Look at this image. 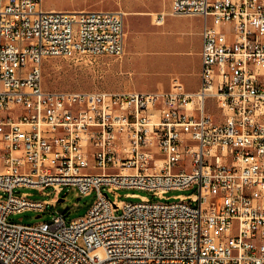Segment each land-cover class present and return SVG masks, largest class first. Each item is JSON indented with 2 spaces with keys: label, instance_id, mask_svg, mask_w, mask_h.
Wrapping results in <instances>:
<instances>
[{
  "label": "built area",
  "instance_id": "1",
  "mask_svg": "<svg viewBox=\"0 0 264 264\" xmlns=\"http://www.w3.org/2000/svg\"><path fill=\"white\" fill-rule=\"evenodd\" d=\"M170 12L204 18L198 90H47V57L123 56L125 12L0 0V264H264V0H171ZM70 185L96 191L84 216L8 219L57 203L15 188ZM191 187L169 202L117 192Z\"/></svg>",
  "mask_w": 264,
  "mask_h": 264
},
{
  "label": "rangeland",
  "instance_id": "2",
  "mask_svg": "<svg viewBox=\"0 0 264 264\" xmlns=\"http://www.w3.org/2000/svg\"><path fill=\"white\" fill-rule=\"evenodd\" d=\"M170 0H43V7L50 9L55 7L57 9H119L124 12L133 10L141 14L126 15L125 13V30L130 31L129 35L125 37L127 45L133 44V38L136 36V31L142 28L148 29L150 20L154 15L149 14L152 10H161L168 6ZM145 11V12H141ZM149 12V13H148ZM169 21L173 18L167 17ZM155 23V21H154ZM143 25V26H141ZM107 55H100L97 57H87L80 60L67 57H47L42 62L43 72V86L47 90H62V91H85L95 92L103 90L101 88L102 78L99 72H106ZM115 59V57H113ZM98 74V80H96ZM136 84L139 89L150 91L155 89V84L162 81L164 76L159 71L154 73L151 79H143L141 72L136 73ZM104 81V79H103ZM154 86V87H153ZM208 112L214 115L217 121L222 120V113L216 108L212 99L207 102ZM195 187L183 190H170L165 196L169 199H160L153 195L151 191L137 188H120L117 190L118 199L123 202H138L141 200L140 196H146L151 201H174L173 196L181 194H190L196 192ZM2 191L0 190V193ZM28 192L34 200H57L56 205L48 204L43 212L35 210H25L19 213L11 214L8 219L17 222L31 224L43 220H51L53 213L61 211L65 215L67 223L84 216L89 208L96 200V191L83 194L76 186H66L60 193L53 190V187H47L43 190L31 187H17L14 189L15 194ZM130 194H137L133 197ZM4 195H6L4 193ZM111 200L115 199V194L110 193ZM121 212V211H120ZM82 244V242H80Z\"/></svg>",
  "mask_w": 264,
  "mask_h": 264
},
{
  "label": "crops",
  "instance_id": "3",
  "mask_svg": "<svg viewBox=\"0 0 264 264\" xmlns=\"http://www.w3.org/2000/svg\"><path fill=\"white\" fill-rule=\"evenodd\" d=\"M170 5L171 0L166 8L148 12L152 15L165 13L162 24L154 23L155 18H152L148 29L142 28L141 34L140 30L136 31L133 44L130 43L129 46L125 40L123 56L107 58L106 72H99L102 78L101 88L104 91L164 92L171 90L176 81L180 82L186 91L198 90L201 83L204 18L198 15H173ZM126 13L141 14L133 10ZM168 16L173 20L169 21ZM130 31L125 30V37ZM158 71L164 78L155 84L156 87L153 86L155 89H139L136 73L141 72L143 79H151Z\"/></svg>",
  "mask_w": 264,
  "mask_h": 264
},
{
  "label": "bare ground",
  "instance_id": "4",
  "mask_svg": "<svg viewBox=\"0 0 264 264\" xmlns=\"http://www.w3.org/2000/svg\"><path fill=\"white\" fill-rule=\"evenodd\" d=\"M142 12H144V11H142ZM126 14H129V13H126ZM134 14H136V13H134ZM155 15L156 14H154V16ZM141 26H143V25H141ZM107 214H109V216H117V209L115 207H107Z\"/></svg>",
  "mask_w": 264,
  "mask_h": 264
}]
</instances>
